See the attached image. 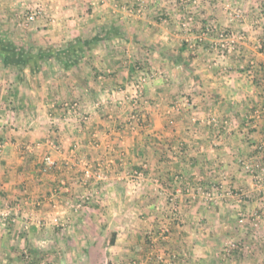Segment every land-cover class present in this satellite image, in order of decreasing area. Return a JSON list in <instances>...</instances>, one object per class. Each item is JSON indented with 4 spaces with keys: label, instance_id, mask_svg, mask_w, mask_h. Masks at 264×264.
I'll return each mask as SVG.
<instances>
[{
    "label": "crops",
    "instance_id": "1",
    "mask_svg": "<svg viewBox=\"0 0 264 264\" xmlns=\"http://www.w3.org/2000/svg\"><path fill=\"white\" fill-rule=\"evenodd\" d=\"M191 1L0 0V43L19 50L0 58V250L11 237L14 248L41 250L51 262L64 251L105 250L94 264H160L154 252L174 256L173 264H263L264 220L258 230L250 218L261 209L264 218V189L255 190L240 163L260 158L255 147L264 143V116L247 126L264 107V7L204 0L195 12ZM191 13L197 25L186 32ZM215 25L238 27L247 40L239 56L210 66V40L198 39ZM137 66L153 77L145 122L131 131L124 124L132 107L117 88L131 84ZM73 101L79 113L67 106ZM86 164L106 178L74 213L64 190L77 197L89 189ZM220 181L212 199H192L197 187ZM232 188L252 197L241 201ZM56 191L65 196L54 199ZM56 213L68 227L51 225L47 215ZM230 240L242 250L227 259Z\"/></svg>",
    "mask_w": 264,
    "mask_h": 264
},
{
    "label": "built area",
    "instance_id": "2",
    "mask_svg": "<svg viewBox=\"0 0 264 264\" xmlns=\"http://www.w3.org/2000/svg\"><path fill=\"white\" fill-rule=\"evenodd\" d=\"M242 17L243 16L240 10L235 12V16H234L235 22L243 21ZM32 19L33 17L31 18V20ZM195 23H196V19H195L194 13L188 14L183 19L182 28L184 31L190 32L194 28ZM204 36L209 38L210 40L209 50L214 55V58L212 59L213 61L211 62L212 64H210V66H218V60L225 61L227 59H230L231 57L239 56L241 54V48L243 47L244 43L247 40V35L243 30L220 28L216 25L212 27H207L203 36L198 39V42L200 43L203 42L206 39V37L203 38ZM212 36H214V38ZM146 81H147V74H142L138 78L137 83L135 84L136 91L140 90ZM71 109L75 110L74 111L75 113H78L76 112V110L79 109V106L77 104H73L70 106V110ZM137 112L138 111H135L133 113L132 120L134 121L137 120L138 122H140L142 120V117H141V114H138ZM263 116H264V107L262 109L254 110L250 117V121H249L250 123H248L247 126H253L251 123L253 121L254 123L259 121L260 119L263 118ZM209 122L215 124L218 121L215 117H212ZM224 124H225L224 128H227L229 126L228 122H225ZM50 145L53 148L57 147L55 143H50ZM255 149L256 151L260 153V158H257V157L247 158L241 162V167L244 170V172L251 177L255 190H257L258 192H261L264 189V143L257 145ZM262 158L263 160L261 161ZM45 163L47 166H53L55 165V160L50 155L45 158ZM85 166H86V170L84 172L85 177L82 180V184L84 185L85 188L88 187L89 189L87 188L88 189L87 191H85L84 193L80 194L77 197L73 195V193L71 192L70 189H68V187H66L64 190V192L67 193L65 194L66 203L69 205H72L71 208L73 209L74 213H79L80 211L85 209L89 205V203L92 201L94 195L90 191H92L91 189H94V187H96L95 185L96 183L94 182L95 181L102 182L106 178V176L104 175L102 171V167L100 165H97L98 168L101 167V169L98 170V172L92 171L91 168H93V166L91 165L86 164ZM131 174H132L131 176L133 177V179L135 178L138 179L140 177H143L144 172L143 170L133 171ZM223 187H224L223 181H220L217 184H214L213 187L208 191H204L203 187L199 186L197 187V189L193 190L194 192L191 195V197L193 200H195V198L197 197V192H202V193L207 194L208 199H212L214 194L218 192L219 190L221 191ZM229 192H231L232 195H234L241 201L243 200L246 201L247 199L251 197L249 195V192L239 190L237 188L236 189L232 188L231 190H229ZM65 195H62L61 191H56L53 194V198L57 199ZM239 212H240L239 213L240 215L239 223L244 224L245 222H247L248 216L247 214H245L246 212L242 210H240ZM260 214L261 213L259 212H255L253 216H251L252 218H250L251 222L253 223V226L257 228L258 230L262 226V222H263V218L261 217L262 214L261 215ZM4 216L8 217L9 213L4 214ZM47 218L50 220V223L52 226L54 225L57 227L64 228L68 224L67 221L61 220L57 213L54 215L50 214V216L47 215ZM169 235H170V231L165 229L164 234H163V239L165 240L168 239ZM152 249L153 251L156 250L155 248H152ZM241 250L242 248H241L240 242L229 241L227 244H225L223 253H224L225 258L229 259L233 257L235 252L241 251ZM154 253H156V259L160 264H163V263L173 264L174 262L173 259H175L174 256L170 257L169 262H167L165 261L166 259L164 258V255L166 256V253H164L163 255H159L157 252H154ZM133 264H138V263L133 262Z\"/></svg>",
    "mask_w": 264,
    "mask_h": 264
},
{
    "label": "rangeland",
    "instance_id": "3",
    "mask_svg": "<svg viewBox=\"0 0 264 264\" xmlns=\"http://www.w3.org/2000/svg\"><path fill=\"white\" fill-rule=\"evenodd\" d=\"M203 1L204 0H192L191 1V5H193V7H194L193 9L195 12H197L199 7H202ZM256 2H257V7H264V0H257ZM221 3L224 4L223 1ZM139 6L140 5H139L138 1H137L136 6L133 5V7H139ZM237 11H239V10H237ZM234 16H235V14H234ZM218 27L229 28V29H233V30H235V29L240 30L238 27L230 28V27H222L220 25H218ZM246 35H247V33H246ZM212 37L214 38V36H212ZM6 41H8V40H6ZM208 52L210 54H212V52H210V50H208ZM142 74H147V81L144 83L143 87L140 90L136 91L135 84L137 83L138 78ZM132 77H133V79L131 81V84H129V85L122 84V85L118 86L117 89H121L122 91L125 90L127 92L126 96L128 97V101L130 103L129 106H131L132 109L130 110L128 116L126 117V121H125L124 125H125L126 129L131 130V131H135L141 125H143L145 122V114H144V110H143L144 107L142 105V102L144 101V88L148 84V82L152 79L153 76L149 70L145 69V66H141V67L137 66L136 73ZM129 88H130V91H129ZM186 98L183 101L188 105L190 103H188L189 101H187L188 99H186ZM73 104H77L79 106V109L76 110V112L79 113L80 105H79L78 101L77 102L73 101L72 103L69 102V104H68L69 109H70V106ZM179 106L180 105L177 104L176 108H179ZM71 110L74 113L75 110H73V109H71ZM135 111H138L137 113L141 114L142 120L140 122H138L137 120L136 121L132 120V115ZM85 121H86V119H85ZM97 168H98L97 166H93V168H91V170L94 172H98V170L101 169V167H99V169H97ZM102 171H103V169H102ZM240 171L244 172V170L241 167V163H240ZM104 175H105V173H104ZM203 190H204V188H203ZM205 191H208V189L207 190L205 189ZM249 195L252 197V192L249 193ZM260 195H262V197H264L263 194H260ZM262 212H263V209L260 210L261 214H262ZM263 220H264V218H263ZM68 226H69V224H67V227ZM7 233L8 234H6V235L9 236L10 233L9 232H7ZM6 239L9 242V240H11L12 238L7 237ZM230 241H233V240H230ZM234 241L238 242V240H234ZM8 242H6V244L8 246H3L4 249L1 248V250H0V264H94L95 260H97V262H98V259L102 255L105 254V250H104V251H98V253H95V255H96L95 257H92V256L88 257L84 253H79V252H74L73 254L71 253V255L69 256L68 252L64 251V253H60V255L56 257L57 262L55 260H52V262H51L48 259H46L47 261L45 260V256L47 258V255H44L41 250L40 251L38 250L36 252H32L31 250L29 251L27 247L23 248V250H22V248L16 249V248H14V246L11 245L10 242L9 243ZM262 242H264V240H262ZM251 245H252L251 247L253 248V244H251ZM263 245H262V247L264 248ZM258 246H260V244H258L256 247H258ZM60 256L62 257V260L58 261V258ZM263 264H264V262H263Z\"/></svg>",
    "mask_w": 264,
    "mask_h": 264
},
{
    "label": "trees",
    "instance_id": "4",
    "mask_svg": "<svg viewBox=\"0 0 264 264\" xmlns=\"http://www.w3.org/2000/svg\"><path fill=\"white\" fill-rule=\"evenodd\" d=\"M80 44H78V45H74V47L76 46H79ZM82 46V45H81ZM83 46H84V44H83ZM71 49H68V51H70ZM263 50H264V48H263ZM19 50L17 49V48H15L14 46H12L11 44H9V43H6V42H4V43H0V58H1V60H8V53H17ZM55 55H52V58H55L57 61H59L60 60V57L59 56H57V54L59 53V52H57L56 50L53 52ZM12 58V57H11ZM11 58L9 59V60H11ZM113 242H114V240L112 239L111 240V244H113Z\"/></svg>",
    "mask_w": 264,
    "mask_h": 264
}]
</instances>
